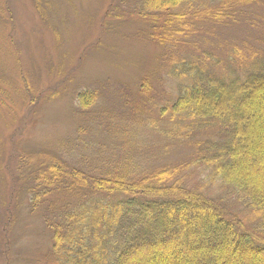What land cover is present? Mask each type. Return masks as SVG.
<instances>
[{
    "label": "trees",
    "instance_id": "obj_1",
    "mask_svg": "<svg viewBox=\"0 0 264 264\" xmlns=\"http://www.w3.org/2000/svg\"><path fill=\"white\" fill-rule=\"evenodd\" d=\"M252 3L141 0V16L161 10L171 18L159 27L167 39L162 42L157 34L160 46L201 51L197 58L176 55L177 61L165 64H172L170 75L181 80L180 93L157 107L156 119L150 118L154 130L160 131L164 122L162 138L180 137L187 128L208 137L195 141L201 148L182 162L156 165L154 148H148L138 160L124 159L131 155L112 160L113 173L83 172L65 166L49 151L33 153L40 163L25 174L35 186H29V209L42 216L49 211L44 221L51 233L49 258L37 264H264V44L254 42L260 48L254 50L228 40L216 47L227 49L232 61L227 69L241 71L236 78L209 72L210 59L218 67L221 55L206 50L212 31L231 28L238 20L235 13L240 10L245 17L243 8ZM193 20H203L200 27L211 25L207 39L205 29ZM95 96L79 93L81 109H90ZM201 174L202 184H195ZM204 182L215 190L233 191L252 215V226L229 211L220 197L210 196ZM63 189L78 200H46Z\"/></svg>",
    "mask_w": 264,
    "mask_h": 264
},
{
    "label": "rangeland",
    "instance_id": "obj_2",
    "mask_svg": "<svg viewBox=\"0 0 264 264\" xmlns=\"http://www.w3.org/2000/svg\"><path fill=\"white\" fill-rule=\"evenodd\" d=\"M252 2L243 8L246 16L236 12L237 22L226 30L212 31L210 24L200 27L204 21L193 20L205 29V39L212 31L207 52L221 55L218 67L210 59L209 72L240 75L237 68L227 69L232 66L227 49L216 48L228 40L254 50L259 41L264 44V0ZM140 5L141 0H0V264L49 258L51 233L44 221L49 211L42 216L29 209V186H35L25 174L40 163L33 153L49 151L75 170L113 173L112 160L130 155L124 159L138 160L148 148H154L156 165L182 162L201 148L195 141L208 137L187 128L180 137L162 138L164 122L155 132L150 118L156 119L157 107L180 93L181 80L168 67L177 57L191 60L201 51L160 46L156 36L170 16L161 10L141 16ZM84 91L96 95L88 110L78 101ZM202 179L201 174L194 183ZM203 186L252 226V215L233 191ZM71 193L63 189L46 200L77 201Z\"/></svg>",
    "mask_w": 264,
    "mask_h": 264
}]
</instances>
